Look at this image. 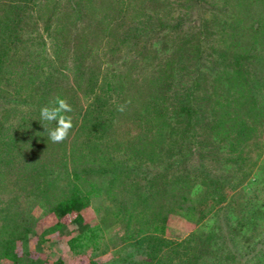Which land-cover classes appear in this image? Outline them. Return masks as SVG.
<instances>
[{
	"label": "trees",
	"instance_id": "trees-1",
	"mask_svg": "<svg viewBox=\"0 0 264 264\" xmlns=\"http://www.w3.org/2000/svg\"><path fill=\"white\" fill-rule=\"evenodd\" d=\"M39 1L41 12L32 17L37 20L40 19L41 14L42 16L48 14L50 26L45 25L47 30L51 29L54 32L61 30L70 20V36L64 40L65 44L58 40L61 38L57 33L50 36L56 40L50 55L46 53L48 51L45 47L44 36L38 39L37 35H30L27 38H22L20 35V16H26L23 10L30 8L32 3L37 5ZM152 1L154 2L152 8L148 4L144 5V1L142 5L138 0H14L5 4L3 12L0 13V82L5 77L11 87L7 84L4 85L5 87L0 86V100L3 99L5 103L15 101L17 105H12L10 108L4 105L0 110V264L8 262L19 264L23 255L18 251L17 241L23 237V234L37 232L31 225L28 226L25 223L28 221L19 217L14 205L15 198L44 190L46 185L62 176L64 178L66 174L69 176L66 185H61L56 189L57 191L54 190L46 197L48 206L44 214L53 212L55 215L48 219V223L52 220L53 223L42 231L41 238L48 232L60 230L59 228L65 226L69 220V225L74 228L69 232L66 241L69 247L76 251L75 253H81L91 246L95 249L99 248L104 230L101 224L84 223V228H77L81 222L85 221V214L89 213L88 201L100 191V187H97L93 181H90L87 187H83L78 182L86 175L85 170H91L94 166L83 163L84 166L81 165L80 169L75 167L85 154L93 157L97 153H102V156L99 157V163H97L100 166L95 168H99L102 172L111 170L126 172L125 168L130 167L118 161V156L123 158V155L132 165L130 172L146 171L145 165L148 162L161 161L164 163L162 171L154 172L152 177H148L147 181L150 184L148 185L147 182L146 187L148 185L150 189L147 194L142 192L145 185L141 188L136 186L137 180L131 173L129 174L130 181L127 183L122 181L126 187L124 190L128 192L134 191L136 187V190L132 192L134 195H140L136 199L141 198L146 203L154 201L152 216H146L145 220L138 216L137 212L126 211L127 214L125 213L124 210L128 209L129 203H133V206L136 203L132 201L134 200L132 197H130L131 202L123 203L119 211L114 213L116 218L129 215L130 220L143 221L144 224H136L134 227V231H138L139 234L148 230L147 234L137 239L135 244L138 248L143 246L145 240L158 239L156 246L160 242L168 245L170 253L167 258L168 264H264V233L258 232L259 237L256 240L253 238L254 234L249 233V230H257V219L264 214V200L262 197L260 199L255 191L239 204V211L236 207H230L231 210L227 212L224 205L207 206L205 214L216 217L212 225L213 240L206 245L194 246L186 239L179 243L175 242L173 245L172 241L166 242L157 234H166L169 220H171V213L163 214L164 209L177 213L176 216L179 219L189 220V224L195 221L197 217L195 216V205L198 197L181 194L180 191L179 195L176 193L177 187L189 184L193 177L189 174L190 172L180 174L178 170L176 174L173 170L176 165L179 168L182 165L188 167L189 154L200 152L204 155L206 146L217 148L219 144L209 145L210 138L214 135L217 143L222 142V139L228 143L223 134L229 128L224 129L223 124L225 119L236 118L235 114L230 111L229 98L235 97V90H237L236 95L239 98L242 94H248L250 101L255 100L253 89L257 83L263 82L255 67L262 63L264 68V56H249L252 51L251 46L244 49L239 45V49L234 48L233 59L230 63H225L223 66L226 60L223 59L220 62L222 67L220 66L215 76V95L205 92L201 98L202 103L197 102L198 97L193 87L200 84L201 79L199 78L196 84L192 83L188 86L189 90H184L176 87L177 83H175L173 73L178 68L177 62L184 63L190 57H194L195 50L197 52L194 35L185 28L186 25L181 16L170 14L172 6L177 1L168 0L169 7L163 5L164 0ZM201 2L207 1L199 0L200 4ZM207 5L213 6L212 3ZM99 8L102 9L97 12ZM131 9L134 10L133 19L136 18L135 22H131L132 25L124 27L125 23H117V31L116 28L111 27L113 18L116 16L124 18L126 12ZM99 13L101 14L98 15ZM212 17L215 20L218 18L215 12ZM236 21L238 20L233 21L232 26ZM97 23L103 26V33L106 36L117 35V41L127 43L129 51L138 54L128 69L122 71L127 72V79H123L122 72L118 70L110 72L100 67H90V73L85 74V64L89 56L87 51L92 47L84 33L88 31L90 25ZM206 23H208L207 20ZM208 27H212L211 21L205 26V28ZM224 27L226 28L227 24ZM156 30L159 34L153 32ZM149 32L152 33L151 39L149 34H144ZM235 33L237 34V31ZM141 34H143L141 40L145 35L147 36L142 41L140 40ZM96 35L97 33L94 38ZM261 42L260 44L264 46V41ZM154 43L158 44L159 50L152 52L151 48ZM152 56L155 59L158 57V61L154 60L152 63ZM147 62L152 63L153 74L148 80L158 83L153 94L144 98L142 102L139 101L141 109H128L127 104L123 112L117 111L119 105L134 98L127 90L128 82L148 87L144 80L132 76L138 68L145 67ZM182 67L181 65L180 68ZM85 75L86 77L88 75L86 80H84ZM69 78H72L73 82ZM222 80L227 81L226 87L228 88L223 90L225 94L221 97L222 94L219 93L222 92L221 86H224ZM84 85H86L83 93L86 96V105L79 114L72 116L75 130L70 140L71 146L67 149L68 140L53 143L48 139L45 128L55 127V123L41 121L40 109L56 96L66 98L73 108L74 99L77 98L79 89ZM71 90H75V93L73 94ZM226 94L229 95L228 99ZM206 102L209 103L206 104ZM226 104H229V109H225ZM199 107H211L218 121H213V118L206 115L205 110ZM194 112L197 114L193 115ZM118 117L122 120L127 119L144 124L141 131L137 135L134 132L133 137L129 138L127 143L119 140L118 134L115 140V136L112 137L116 131L114 126ZM187 125L191 128L192 125L195 126L191 134L186 132ZM197 125L201 132H197ZM197 133L203 134L204 137L208 136L207 140L200 142ZM240 133L241 136H239ZM242 134L241 129L240 132L235 133L236 138L227 137L235 148L238 147ZM68 157L75 165L71 170L66 168ZM120 173L119 175L115 173L117 176L114 175L117 182H120L118 181ZM159 174H162V178ZM52 175L54 179L50 178ZM257 177L264 188V164ZM157 179L161 181L164 179L162 184L160 183L163 187L154 183ZM69 182L70 185H68ZM213 182L215 183V180ZM29 186L31 188L28 189ZM106 187L110 190L111 186L106 185ZM219 187L214 184L215 190H220L221 187ZM164 196L170 199L168 205L160 203L162 208L158 200ZM229 204L228 202L226 205ZM194 223H197V220ZM142 250L143 256L139 257L141 260H136L134 264H166L164 259L167 256V250L165 254H161L160 258L158 253L152 252L149 248ZM174 255H179L182 259L174 263L172 261ZM33 261V258H30L29 263L24 264H32ZM54 264L65 263L63 259L58 258Z\"/></svg>",
	"mask_w": 264,
	"mask_h": 264
},
{
	"label": "rangeland",
	"instance_id": "rangeland-1",
	"mask_svg": "<svg viewBox=\"0 0 264 264\" xmlns=\"http://www.w3.org/2000/svg\"><path fill=\"white\" fill-rule=\"evenodd\" d=\"M9 1L14 0H0V13L3 12L2 10L5 7V4L7 5ZM138 1L142 5V1H144V5L148 4L150 8L154 6V2L152 0ZM176 1L177 3L172 6L170 14H173L172 16L177 15L183 18V21L185 22L184 24L186 25H184L185 28H187L189 32L194 35V43H197V52L199 53L198 55L195 50L193 58L190 57V59H187L184 63H176L178 64V68L177 70L175 69L176 71L174 70L175 72H173L175 83H177L176 87L189 90L187 87L191 86L192 83L196 84V81H199L200 78V84H196L193 89L196 92L195 95L198 97L197 102L202 103L201 98L205 92H211L215 95V76L219 72L220 66L222 65L220 62L223 59L226 60L224 61L223 66L225 63H230L233 59L232 54L234 48L239 49L238 46L240 45L246 49L251 46L250 49L252 51L249 56H264V46L260 44L262 43L261 41H264V0H240V4H238L239 0H216V2H214V0H205L207 2H201V4L199 3V0H174V2ZM163 2V5H169L168 0H164ZM209 3H212L213 6L207 5ZM100 4L102 3L100 2ZM39 5L40 1L37 5L32 3L30 8L28 7L23 10L26 16H20V35L22 38H27L30 35H37V37H39L38 39L43 38L44 36V42H46L45 47L48 51L46 53L50 55L52 54L53 44L56 41L50 36L57 33V35L61 38L58 40L65 44L64 40L70 36V20L61 30L55 32L51 29L47 30L45 25L48 24V26H50L48 14L43 16L41 14L40 19L37 20L32 17L35 14H40L38 12H41L40 10L42 8H40ZM101 9L99 8L97 12L101 11ZM109 11H111V9ZM133 11L134 10L132 9L127 11L124 18H122V16H116L113 18L111 21V27H114V29L116 28L117 31V23H125L124 27L132 25L131 22H135L136 20V18L135 20L133 19ZM214 12L218 17L217 20L212 17ZM100 14L101 13L98 15ZM235 19L238 21L234 23V26H232ZM96 20L98 21V19ZM206 20L208 23L211 21V28H205L206 24H208L206 23ZM97 24L90 25L88 31H85L84 33V35H87L86 40H89L90 47H92L91 50L87 51L89 56L86 60L87 63L85 64V74L90 73V67H100L104 71L109 70L110 72L118 70L121 73L122 71H126L128 66L136 57H138V54L130 52L128 46H126L127 43L121 42L120 40L117 41V35L111 34L110 37L106 36L103 33V26ZM225 24H227L226 28L224 27ZM235 30L237 31V34L235 33ZM95 32L97 35L94 38V35L96 34ZM153 32L155 34H159V31L157 30ZM144 34H149V37H152L151 32ZM146 35L142 38V40L147 37ZM142 36L143 34H141L140 40ZM71 37L73 39L72 34ZM141 41L139 42V46ZM139 46H136V48H139ZM151 50L152 52L159 50L158 44L154 43ZM177 59L179 60L178 57ZM154 60L158 61V57L155 59L154 56H152L151 62ZM152 63L147 62L145 67L142 69H135L136 71L133 72V78H139L142 81L144 80L145 84H148V87L145 88V86L141 85L139 81L138 84L142 87L135 85L132 82H128L129 85L127 90L129 93L131 92L130 95H133L134 97L130 98L132 102L128 104V109H141L139 101L142 102L144 98L151 96L153 94V90L156 89L158 83L155 81L153 83L148 80V78H152L150 76L153 75L151 69ZM173 65L175 64L173 63ZM181 65L183 66L182 68H180ZM255 68L263 79V82L257 83L253 89L255 91V100L250 101L247 97L248 94H242V96L239 95L241 96L239 98L236 95L237 90H235V97L231 96L229 98V95L226 94L227 99L229 98L230 111L235 114L234 116H236V118L233 119H225V123L223 124L224 129L229 128V130L225 131L223 134L228 143L223 139L222 142L217 143V138L214 137V135L210 138L211 143L209 145L215 146V144H219L217 148H208L206 146V152L204 155L200 152L189 154V157L187 158L189 159L187 161L188 167H184V165H182V167L179 168V166L176 165L174 168L173 171L176 174H178L179 170L180 174L190 172L189 174L193 177L189 184L177 187L176 193L179 195L180 191L181 194L185 193L189 194V196L198 197L195 205V216H197L195 217V221L197 220V223L192 221V224H189V220L185 218L179 219L178 216H176L177 213L164 209L163 214L171 213V220H169L170 222L166 234L157 233L159 236L163 237L162 240L166 242L172 241L173 245H175V242H182L183 239L189 240L188 242L192 243L194 246L200 247L206 245L213 240L214 231L212 225L214 218L216 217L211 216V214H205V210L208 208L207 206L220 207L221 205H224L226 206L225 211L227 212L231 210L230 207H236L239 211V204L254 191L257 193L256 195H259L260 199L262 197L264 200V188L261 186L259 182L260 179L257 177L264 164V68L262 63H259V65ZM157 70L158 69H156V71ZM122 73L121 77L123 76V79H127V72ZM10 75L12 76L13 74L11 73ZM166 75H169V73ZM87 78L88 75L87 77L85 75L84 80ZM69 79L73 82L72 78ZM222 81L224 86H221L222 92L219 93L222 94L221 97L225 94L223 90L228 88L226 87L228 85L227 81ZM5 84L11 87V84H9L5 77H3L0 82V86L5 87ZM85 89L86 85H84L83 88L81 87L77 93V98L74 99L72 108L73 111L71 113L73 117L74 115L79 114L86 105V96L83 94ZM71 92L74 94L75 90H71ZM11 103H9V101H6L5 103V101L1 99L0 110L1 106L4 105L7 108H10L12 105H17L15 101ZM208 103L209 102H206V104ZM228 106L229 104H226L227 108L225 107V109H229ZM199 108L205 110V114L213 118V121H218V118L215 117L216 113L214 112L213 114V109L211 107ZM195 114L197 113L194 112L193 115ZM143 125L144 124L131 122L127 119L122 120L118 117L114 126L116 131L112 137L115 136V140L118 134L119 136H117V138H120L119 140L127 143L129 142V138L133 137L134 132L137 135L139 131H141V127H143ZM194 127L195 126L192 125V128ZM186 128V132L191 134L192 128L190 125H187ZM196 129L197 132H201L199 125H197ZM241 129L243 134L239 139L238 147L235 148L232 145L231 140L227 137L236 138L235 133L240 132ZM74 130L75 129L72 128L70 137L66 139L68 140L67 149L71 146L70 140L72 139V134L74 135ZM219 134L221 133L219 132ZM197 135L200 142H205L207 140L208 136L204 137L203 134L199 133H197ZM239 136H241V133ZM94 155L95 156L92 157L90 154H85L83 159L80 158L81 160L79 161L78 166H75L72 159L68 157L66 168L71 170L75 166L76 169H80L81 165L84 166L83 163L94 166L91 170H85V172H87L85 173L86 175H84L83 179H79L78 182L81 183L83 187H87L89 182L93 181L97 187H100V191L98 194L93 195L91 200L88 201L87 207L89 209V213L85 214V221L81 222L77 228H84V223H89L91 225L97 223L101 224L104 230L99 248L95 249L91 246L81 253H75L76 251H73L66 241L69 237V232L72 228H74L69 225V220L65 226L59 228L60 230L48 232L41 238L42 231L53 223V220L48 223V219H51L55 215L53 212L44 214L48 206V199H46V197L49 193H52L57 188H60L61 185H66V182H68L69 179V176L66 174L64 178L62 176V178H57L56 181L46 185L43 188L44 190L37 191L33 194L31 193L27 196L23 195L21 198H15L14 205L19 213V217L28 221L25 223H27L28 226L31 225L34 228V231H37L34 233L29 232L25 235L23 234V237L17 241L18 251L21 255H23L19 260V264H24L26 262L29 263L30 258H33L34 260L32 264H54L58 258L63 259L65 264H134L136 260H141L139 257L143 256L142 249L146 250L147 248L154 253H158L159 258L161 254H165L167 250L168 253L166 254L167 256L164 261L168 264L169 260L167 258L170 253L167 244L164 245L160 242V244L156 246L159 240L152 239L150 241L145 240L141 248L136 246L137 244L135 243L137 242V239L142 237L143 234H147L148 231L146 230L140 234L138 231H134L135 225H139L140 223L144 224L143 221L139 222L138 220H130L129 215L122 218H116L114 214L119 211L120 206H122L123 203L131 202L130 197H132V199H134L132 201H136V203L134 206L133 203H129L127 205L128 209L124 210L126 214L128 211L129 213L137 212V215L141 216L143 220H145L146 216H152V210L154 209L152 207H155L153 206L154 201L146 203V201H142L141 198L136 199L137 196L140 197V195L132 194V192L136 190V187L134 191L128 192V190H124L126 187L123 185L122 181L126 183L130 181L131 177L129 174L131 173V175L137 180L136 186L141 188L145 185L142 192L147 194L150 189V186H148L150 183L147 181L148 177H152L154 172L156 173L162 171L164 163L161 161L156 163L148 162L145 165L146 171L140 173H137L136 171L130 172L132 165L128 162L127 157L123 155V158L118 156V161L122 162L124 166L130 167L125 168L127 170L126 172L120 173L114 170L102 172L99 168H95L100 166V164L97 163H99L98 160L99 157L102 156V153ZM166 159H168V157H166ZM186 168L189 169L186 170ZM115 173H117V175L120 173L118 179L120 182H117L114 179V175L117 176ZM54 174L56 175V172ZM159 176L162 178V174H159ZM50 178L54 179V176L52 175ZM163 180L164 179H162V181ZM210 180L211 182H209ZM213 180H215V183ZM160 181L161 179H157L154 180V183L157 186L163 187L160 185V183L162 184V181ZM147 182L148 185L146 187ZM212 182L216 186H220V190H215ZM68 185H70V182ZM106 185L111 186L109 187L110 190L107 189ZM154 187L156 188V186H153V188ZM29 188L31 187L29 186L28 189ZM166 192L169 193L170 191L166 190ZM169 199L170 197L166 199L165 196L159 199V206L162 207L160 203H166L168 205ZM228 202L230 204L226 205ZM155 203L158 204L157 202ZM257 224V230H249L252 227L248 229L250 231L249 233L252 232L254 234L253 238H255V240L259 237L258 232L264 233V214L258 217ZM145 226H147V224H145ZM150 233L152 232L150 231ZM179 259H182V257L174 255L172 261L175 263L176 261L178 262ZM6 262L8 261L6 260ZM7 264H11V262H8Z\"/></svg>",
	"mask_w": 264,
	"mask_h": 264
},
{
	"label": "clouds",
	"instance_id": "clouds-1",
	"mask_svg": "<svg viewBox=\"0 0 264 264\" xmlns=\"http://www.w3.org/2000/svg\"><path fill=\"white\" fill-rule=\"evenodd\" d=\"M125 101L117 107V111L123 112L127 104ZM73 109L66 98L56 96L49 103L40 109V120L48 123H55V127L45 128L48 139L53 143H61L69 136L73 128V117L70 115Z\"/></svg>",
	"mask_w": 264,
	"mask_h": 264
}]
</instances>
